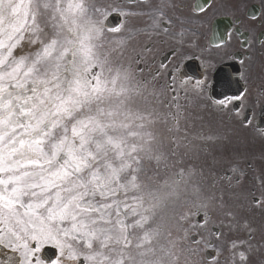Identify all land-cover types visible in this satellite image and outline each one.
I'll use <instances>...</instances> for the list:
<instances>
[{
  "label": "snow or ice",
  "instance_id": "6c2138e0",
  "mask_svg": "<svg viewBox=\"0 0 264 264\" xmlns=\"http://www.w3.org/2000/svg\"><path fill=\"white\" fill-rule=\"evenodd\" d=\"M216 12L0 0V264H264V179L247 189L203 130L264 141V28L241 53L202 43Z\"/></svg>",
  "mask_w": 264,
  "mask_h": 264
},
{
  "label": "flooded vegetation",
  "instance_id": "af4514ba",
  "mask_svg": "<svg viewBox=\"0 0 264 264\" xmlns=\"http://www.w3.org/2000/svg\"><path fill=\"white\" fill-rule=\"evenodd\" d=\"M196 2V0H192ZM203 2V0H200ZM252 16H256L264 20V0H217V12L211 19L215 20V24L219 20L225 21L221 26L222 34L228 32L232 33V40L230 51L241 53V41L245 36L249 35L250 29L254 28L255 33L259 34L264 25L254 23L251 20ZM237 17L239 18L237 22ZM214 24V26H215ZM214 26L209 24L205 29H202L204 36L202 43H208L212 38ZM239 27L240 33L235 29ZM264 38V37H262ZM194 67H198V62H194ZM239 66V63H238ZM262 115L259 109L256 110V125L259 127V119ZM204 132L206 135H220L226 136L227 139H221L219 142L213 144L208 143L207 151L216 156L221 161V166L227 168L229 162H239L241 167L245 170L244 184L247 189H256L259 195L260 184L259 180L264 179V159L262 158H225L223 150L235 155V147L242 146L244 152L249 156L261 155L264 153V141H262L255 133L234 128L227 118H221L215 115H205ZM240 136L245 143H241ZM203 155V153H202ZM232 157V156H229ZM251 165V167H248Z\"/></svg>",
  "mask_w": 264,
  "mask_h": 264
}]
</instances>
